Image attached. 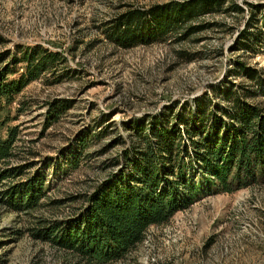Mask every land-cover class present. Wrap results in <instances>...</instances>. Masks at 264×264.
<instances>
[{
  "label": "trees",
  "instance_id": "16d2710c",
  "mask_svg": "<svg viewBox=\"0 0 264 264\" xmlns=\"http://www.w3.org/2000/svg\"><path fill=\"white\" fill-rule=\"evenodd\" d=\"M263 9V4L241 5L235 0L128 6L103 22L101 33L127 49L187 40L219 25L205 20L209 14H245L232 48L256 54L264 52V21H259ZM7 54L0 52V110L17 106L13 117L9 110L0 113V128L6 132L0 137V203L8 211L25 214L28 235L62 253L71 264L124 259L151 225L169 222L194 202L201 187L198 179L203 190L213 193H232L264 180V67L237 59L222 80L207 84L190 100L118 123H108L107 115V136L114 129L107 148L116 151L102 166L105 175L85 192L53 199L48 178L34 170L38 152L21 138L19 125L9 123L25 110L26 102L18 95L27 85L36 80L60 82L68 76V64L60 52L42 45L23 48L19 56ZM232 76L246 82L229 79ZM45 105L47 121L68 107L58 98ZM68 149L63 162L76 167L77 152L72 146ZM66 206L68 212L58 216L36 213Z\"/></svg>",
  "mask_w": 264,
  "mask_h": 264
},
{
  "label": "rangeland",
  "instance_id": "374dc122",
  "mask_svg": "<svg viewBox=\"0 0 264 264\" xmlns=\"http://www.w3.org/2000/svg\"><path fill=\"white\" fill-rule=\"evenodd\" d=\"M168 1L0 0V52H9L10 58L23 48L42 45L60 52L68 64V76L60 82L27 85L18 95L25 110L9 123L19 125L21 138L38 152L34 170L48 178L53 199L85 192L105 175L102 166L116 151L107 148L114 135L113 129L107 136V115L108 123H118L190 100L207 84L222 80L237 59L264 67V52L232 48L245 14H209L205 20L218 26L180 42L169 39L124 49L104 39L103 22L128 6ZM235 1L264 5V0ZM263 15L264 9L261 22ZM229 79L246 82L243 77ZM53 98L66 100L68 107L47 121L45 103ZM16 106L0 113L9 110L13 117ZM104 127L101 136H94ZM5 134L0 128V137ZM71 146L77 152L76 167L63 162ZM197 182L201 187L188 208L165 224L151 225L143 241L112 264H264V180L232 193L207 192ZM68 207L36 213L58 216ZM26 217L0 203V264H71L28 235Z\"/></svg>",
  "mask_w": 264,
  "mask_h": 264
}]
</instances>
